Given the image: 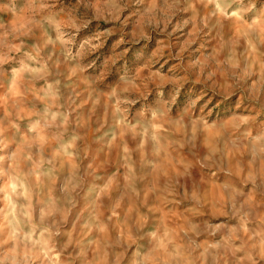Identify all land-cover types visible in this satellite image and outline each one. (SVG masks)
Masks as SVG:
<instances>
[{
    "label": "rangeland",
    "instance_id": "374dc122",
    "mask_svg": "<svg viewBox=\"0 0 264 264\" xmlns=\"http://www.w3.org/2000/svg\"><path fill=\"white\" fill-rule=\"evenodd\" d=\"M0 264H264V0H0Z\"/></svg>",
    "mask_w": 264,
    "mask_h": 264
}]
</instances>
